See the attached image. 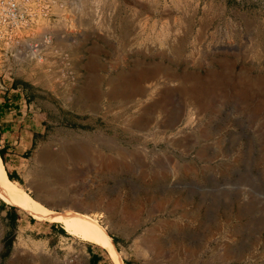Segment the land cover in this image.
<instances>
[{"label":"rangeland","instance_id":"obj_1","mask_svg":"<svg viewBox=\"0 0 264 264\" xmlns=\"http://www.w3.org/2000/svg\"><path fill=\"white\" fill-rule=\"evenodd\" d=\"M42 27L41 57L0 75L28 84L8 95L30 107H0L12 182L36 198L46 176L58 203H43L96 217L123 264H264V0H58ZM82 147L66 186L40 160ZM11 206L0 198V264H89L91 249L115 264Z\"/></svg>","mask_w":264,"mask_h":264},{"label":"bare ground","instance_id":"obj_2","mask_svg":"<svg viewBox=\"0 0 264 264\" xmlns=\"http://www.w3.org/2000/svg\"><path fill=\"white\" fill-rule=\"evenodd\" d=\"M39 156L40 160L52 171V177H55L58 182L64 186L78 177L77 172H75L76 170H66L62 166L65 158H70L74 163L86 162V159H88L85 147H82L81 149H68L65 155H57L44 149ZM46 179L48 178L44 176L43 180L34 182L33 187L35 189L36 196V198H34L23 187L12 182L7 175L4 163L0 157V198L3 201L9 205L25 210L36 220L62 224L67 233L73 238L79 239L86 244H93L102 247L107 251L115 264H123L121 254L116 248L107 228L96 217L75 211H63L61 213L44 204L57 205L58 203L54 199V192L51 191L49 183ZM97 202L98 199L94 196L92 198L79 200V203L74 205V207L78 210H85L87 208L97 206L101 201L99 203ZM59 203L61 204L63 202L60 201ZM19 245H23V243L20 242ZM33 247L35 249L40 248L35 244Z\"/></svg>","mask_w":264,"mask_h":264},{"label":"built area","instance_id":"obj_3","mask_svg":"<svg viewBox=\"0 0 264 264\" xmlns=\"http://www.w3.org/2000/svg\"><path fill=\"white\" fill-rule=\"evenodd\" d=\"M57 1L0 0V75H11L13 62L41 57L51 38L38 29L49 20ZM7 88L0 82V89Z\"/></svg>","mask_w":264,"mask_h":264},{"label":"crops","instance_id":"obj_4","mask_svg":"<svg viewBox=\"0 0 264 264\" xmlns=\"http://www.w3.org/2000/svg\"><path fill=\"white\" fill-rule=\"evenodd\" d=\"M96 38L101 39L102 40V44L106 46V49H108L109 51L112 50V45L116 44V41L107 38L106 36L103 35H98ZM122 46H126L127 42L123 41L119 44ZM59 55L62 54V51H58L57 52ZM93 66H88L86 69H88L89 71L93 70L92 68ZM22 73H24V80L30 82L31 79L29 77V75L27 74L26 71H24L23 69H21ZM12 83V81L10 82ZM18 90L20 89L19 87H16ZM17 103L20 105V110L23 109V107L26 109L27 107H30V105L25 104V101L22 98H19V100L15 101V105H17ZM1 107V106H0ZM6 127L8 126V124L5 125ZM4 128V127H2ZM5 134V132L0 133V142L3 141L2 136ZM100 253L96 250V249H91L89 251V264H99L100 263V259H99ZM91 260V261H90Z\"/></svg>","mask_w":264,"mask_h":264},{"label":"trees","instance_id":"obj_5","mask_svg":"<svg viewBox=\"0 0 264 264\" xmlns=\"http://www.w3.org/2000/svg\"><path fill=\"white\" fill-rule=\"evenodd\" d=\"M19 85H21L23 89H26L28 87L27 83L19 82L18 80H13V82L11 84V88H7L6 90L1 91L3 93L2 94V98H1V107L2 108H10L11 105H13V103L15 104V101H17L20 98L19 94H15L14 95V98H15L14 101H10V98H9V95H8V93L12 92L13 88L19 87ZM0 157H1L2 161H3V163H5V158H4V155H3V151L1 149H0ZM6 172H7V175H8V177L10 179L19 181V178L14 173H11L9 171H6ZM10 209L14 210V207L11 206ZM21 210H23V209H21ZM13 218H15V216ZM60 230L63 232L62 229H60ZM111 237H112L114 243L116 244L117 243V239L114 238L113 236H111Z\"/></svg>","mask_w":264,"mask_h":264},{"label":"water","instance_id":"obj_6","mask_svg":"<svg viewBox=\"0 0 264 264\" xmlns=\"http://www.w3.org/2000/svg\"><path fill=\"white\" fill-rule=\"evenodd\" d=\"M146 64H148V62ZM123 71H126V70H123ZM211 71H212V69H207L208 73L211 72ZM178 74H180L181 76L193 75V76H195L196 79L201 78L200 71L197 70V69L189 70V69L185 68V69L181 70L180 72H178Z\"/></svg>","mask_w":264,"mask_h":264}]
</instances>
